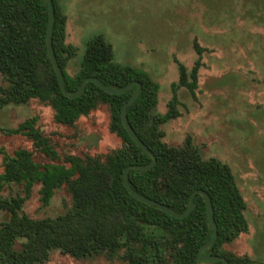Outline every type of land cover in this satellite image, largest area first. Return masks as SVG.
I'll list each match as a JSON object with an SVG mask.
<instances>
[{"label": "trees", "instance_id": "obj_1", "mask_svg": "<svg viewBox=\"0 0 264 264\" xmlns=\"http://www.w3.org/2000/svg\"><path fill=\"white\" fill-rule=\"evenodd\" d=\"M53 1V46L69 92L76 91L89 76L113 89L132 81L142 84L140 95L128 107V118L158 162L147 171L131 169V186L179 213L187 209L195 190L207 191L218 238L204 253L225 256L229 264H264L248 256L222 253L225 243L249 230L247 203L229 164L204 158L190 136L181 145L164 141L161 125L180 115L176 95L165 114L153 113L159 100V83L149 73L117 62L114 46L103 34L86 42L80 68L70 74L67 67L77 48L67 44L68 16L60 1ZM48 24L47 0H0V109L39 100L54 110L57 123L74 127L82 116L108 105L110 131L121 138L122 145L100 156L64 155L61 162L62 156L38 126L37 116L8 129L9 134L30 138L35 149L55 163L36 161L34 153L26 148L5 155L0 182L23 185L25 195L0 198V209L6 213V219L0 222V264H45L54 249L77 259L120 258L125 264H200L199 248L214 234L205 199L197 195L192 213L187 218H175L134 198L124 184L126 167L152 161L127 132L121 118L122 107L137 86L122 94H110L88 82L79 97L65 96L48 53ZM179 69L175 85L194 91L199 63L190 75L183 64ZM36 184H41L44 206L50 204L57 189L66 186L72 209L56 218L27 215L23 206Z\"/></svg>", "mask_w": 264, "mask_h": 264}, {"label": "rangeland", "instance_id": "obj_2", "mask_svg": "<svg viewBox=\"0 0 264 264\" xmlns=\"http://www.w3.org/2000/svg\"><path fill=\"white\" fill-rule=\"evenodd\" d=\"M59 1L68 16L66 42L77 48L68 72L79 70L86 42L103 34L114 46L117 62L145 71L159 83L153 113L165 114L176 95L180 115L161 125L164 141L181 145L190 136L204 158L229 164L247 203L249 230L225 243L222 253L264 263V0ZM198 63L194 91L175 85L180 64L190 75ZM33 116L61 162L64 155L100 156L122 145L110 131L108 105L82 116L74 127L57 123L54 110L39 100L9 105L0 109V173L5 155L19 148L31 150L38 162L55 163L27 136L7 132ZM40 188L34 186L23 206L30 217L56 218L72 209L66 186L56 190L47 206ZM17 194L25 195L23 185L0 182V198ZM5 219L0 209V222ZM45 264L125 263L120 258L77 259L54 249Z\"/></svg>", "mask_w": 264, "mask_h": 264}, {"label": "water", "instance_id": "obj_3", "mask_svg": "<svg viewBox=\"0 0 264 264\" xmlns=\"http://www.w3.org/2000/svg\"><path fill=\"white\" fill-rule=\"evenodd\" d=\"M48 5H49V24H48V29H47V48H48V53L51 59V62L54 66V69L56 71L57 77H58V81L60 84V88L63 92V94L69 98H77L80 95H82L86 89V86L88 84V82H94L96 83L98 86H100L103 90H105L106 92L110 93V94H122L125 91L129 90L130 88H132L133 86H137V89L134 91V93L132 94V96L128 99V101L123 105L122 107V111H121V118H122V122L127 130V132L130 134V136L133 138V140L144 150L146 151L152 158V161L148 164H131L128 167L125 168L124 170V174H123V178H124V184L127 188V190L129 191V193L136 199H138L141 202H144L148 205L154 206L159 208L160 210H162L163 212L175 217V218H187L193 211L194 208V200L195 197L197 195H201L206 202V207H207V214H208V218L212 224V227L214 229V234L212 236V238L205 242L202 246H200L199 251H198V259L200 261H206V262H218L221 261L223 262V264H229L228 259L225 256H220V255H216V254H205V250L207 248H209L210 246H212L218 238V225L217 222L214 218L213 212H212V206H211V197L209 195V193L203 189H197L195 190L191 196H190V200H189V204L187 209L183 212V213H179L177 211H175L174 209H172L171 207L167 206L166 204L152 199L148 196H145L139 192H137L130 184L129 181V171L131 169H136V170H141V171H147L152 169L153 167L156 166L158 159L156 154L138 137V135L135 133V131L133 130L130 122H129V118H128V107L138 98V96L140 95L141 91H142V84L139 81H132L130 83H128L127 85H125L122 88H118V89H113L108 87L103 81H101L99 78L95 77V76H89L87 78H85L82 82V84L80 85V87L74 91V92H69L66 89L65 86V78H64V73L62 70V67L58 61V58L56 56L55 50H54V46H53V23H54V19L56 16V9H55V5H54V1L53 0H47Z\"/></svg>", "mask_w": 264, "mask_h": 264}]
</instances>
